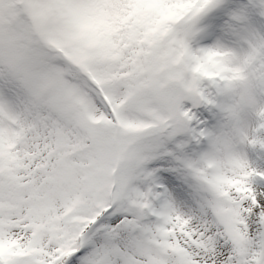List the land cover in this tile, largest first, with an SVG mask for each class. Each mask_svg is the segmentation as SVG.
<instances>
[{"label": "snow or ice", "instance_id": "snow-or-ice-1", "mask_svg": "<svg viewBox=\"0 0 264 264\" xmlns=\"http://www.w3.org/2000/svg\"><path fill=\"white\" fill-rule=\"evenodd\" d=\"M0 264H264V0H0Z\"/></svg>", "mask_w": 264, "mask_h": 264}]
</instances>
